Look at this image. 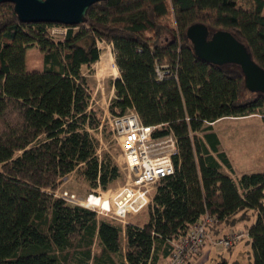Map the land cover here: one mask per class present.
Wrapping results in <instances>:
<instances>
[{"label":"trees","instance_id":"trees-1","mask_svg":"<svg viewBox=\"0 0 264 264\" xmlns=\"http://www.w3.org/2000/svg\"><path fill=\"white\" fill-rule=\"evenodd\" d=\"M240 1L103 0L82 25L68 27L24 24L13 4H0V264H160L170 242L206 215L217 221L215 237L254 220L247 227L253 264H264V173L234 177L212 126L261 115L264 96L246 89L240 67L199 59L187 36L196 24L229 32L264 69V0H251L252 10ZM57 27L68 29L59 41L51 34ZM100 43L112 45L119 72L111 117L134 110L145 126L167 125L156 137L172 132L178 143L176 172L161 183L142 226L53 193L74 172L103 192L121 179L100 152L94 133L103 120L82 72L94 73ZM34 48L42 71L28 70ZM157 65L174 77L158 81Z\"/></svg>","mask_w":264,"mask_h":264},{"label":"built area","instance_id":"built-area-1","mask_svg":"<svg viewBox=\"0 0 264 264\" xmlns=\"http://www.w3.org/2000/svg\"><path fill=\"white\" fill-rule=\"evenodd\" d=\"M67 30L65 27H57L51 29V34L60 32L64 37ZM156 73L158 81L174 77L169 66L157 65ZM108 123L115 137L121 140L130 182L114 192L109 191L106 197L93 193L82 201L67 191L53 193L68 204L126 224L130 217L141 215L153 205L161 183L175 174L173 159L179 154L178 143L172 132L156 137L157 131L167 125L145 126L134 110H129L122 117H109ZM90 198L98 200L99 203L92 202ZM216 223L214 217L206 215L186 235L170 242L172 253L164 264H189L201 256L210 238V229ZM245 238L250 239L248 231L231 232L219 238L216 243L225 249H231Z\"/></svg>","mask_w":264,"mask_h":264},{"label":"rangeland","instance_id":"rangeland-1","mask_svg":"<svg viewBox=\"0 0 264 264\" xmlns=\"http://www.w3.org/2000/svg\"><path fill=\"white\" fill-rule=\"evenodd\" d=\"M239 5L245 10H252L254 8L251 0H241ZM58 33L52 35L56 41L63 39L62 33ZM99 48L101 50V59L99 63L92 66L91 70L94 73L90 74V68L87 66L82 69V72L88 78L92 89V107L98 111L103 120V127L106 128L105 132L102 127V129L94 133L100 142V152H105L112 157L121 171V179L115 185H112L107 192H103L100 189L91 188L77 172L72 173L63 179V183L56 191H67L70 194L76 195L81 201L93 193H99L106 197L109 191L114 192L120 189L128 184L131 179L123 154L121 140L115 137L108 123L109 117L111 118L109 107L114 98L113 82L119 78L113 47L106 43H100ZM108 55H110L112 60L109 58L110 63L106 64L104 63V59ZM28 56L29 71H40L43 67V55L40 51L36 48L31 49L28 51ZM260 113L261 115L249 116L251 118H240L215 125L216 129L220 130L219 135L224 144L223 149L225 148V152H228L227 154L231 158L233 168L235 167L236 169H234V177L264 172V107ZM240 171L245 172V174L240 173ZM148 210L149 208L141 215L130 217L126 224L144 225L149 220ZM253 222L254 220L251 223ZM247 223L241 222L234 228H228L217 237L210 234V238L201 256L195 258L189 264H222L224 261L227 264H253L252 249L249 244L250 239H243L231 249H225L216 243L218 238L226 236L231 232H247ZM93 250L95 254L100 252L97 247ZM164 263L165 261H162L160 264ZM91 264L93 263L91 262Z\"/></svg>","mask_w":264,"mask_h":264},{"label":"water","instance_id":"water-1","mask_svg":"<svg viewBox=\"0 0 264 264\" xmlns=\"http://www.w3.org/2000/svg\"><path fill=\"white\" fill-rule=\"evenodd\" d=\"M103 0H0V4L14 5L19 20L24 24L78 26L85 22L92 6ZM196 56L218 66L235 65L241 68L246 89L264 96V69L252 59L246 46L231 33H212L201 24L187 31Z\"/></svg>","mask_w":264,"mask_h":264},{"label":"crops","instance_id":"crops-1","mask_svg":"<svg viewBox=\"0 0 264 264\" xmlns=\"http://www.w3.org/2000/svg\"><path fill=\"white\" fill-rule=\"evenodd\" d=\"M28 55H27V59H28ZM27 64H28V60H27ZM84 68V67H83ZM42 69H43V67H42ZM42 69L40 70V71H42ZM28 70H29V68H28ZM114 90V89H113ZM245 118H251V117H245ZM238 119H240V118H224V119H221V120H219V121H217L216 123H214V124H212V126H213V129H214V127H215V129H214V132L218 135V137H219V139H220V141H221V144H222V147H224V144H223V142H222V139H221V137H220V135H219V132H220V130L219 129H216V126L215 125H218V124H220V123H223V122H225V121H232V120H238ZM225 149V148H224ZM226 153H228L227 151H226ZM228 155V154H227ZM228 157H229V155H228ZM231 158L229 157V160H230ZM231 161V160H230ZM233 166V165H232ZM234 169H235V167H234ZM236 170V169H235ZM240 173H242V174H245V172H243V171H240ZM259 173V172H258ZM260 173H264V172H260ZM136 225H138V224H136ZM250 225H251V223H247V227H250ZM138 226H142V225H138Z\"/></svg>","mask_w":264,"mask_h":264},{"label":"bare ground","instance_id":"bare-ground-1","mask_svg":"<svg viewBox=\"0 0 264 264\" xmlns=\"http://www.w3.org/2000/svg\"><path fill=\"white\" fill-rule=\"evenodd\" d=\"M109 52V51H108ZM110 54V53H109ZM104 57V56H103ZM106 57V56H105ZM109 58H110V55H108L105 59H104V63H110L109 62ZM111 60H112V58H110ZM90 200L92 201V202H94V203H96V204H98L99 203V201L98 200H95L94 198H90ZM106 205V204H105Z\"/></svg>","mask_w":264,"mask_h":264}]
</instances>
